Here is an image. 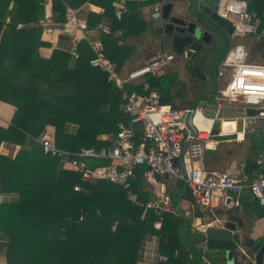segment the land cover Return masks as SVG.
Here are the masks:
<instances>
[{"label":"trees","instance_id":"trees-1","mask_svg":"<svg viewBox=\"0 0 264 264\" xmlns=\"http://www.w3.org/2000/svg\"><path fill=\"white\" fill-rule=\"evenodd\" d=\"M41 1L0 0V57L11 61L6 69H0V101L16 108L11 126L0 128V144L20 147L14 158L0 155V191L16 195L14 201L0 203V253L5 256L6 264H136L146 235L159 238V253L167 258L165 264H190L184 223L173 213L171 205L162 215L160 228L155 229L158 216L153 209L136 206L116 185L85 181L78 173L62 169L60 159L43 155L39 145L30 139L51 126L54 142L60 149L69 152L100 149L110 146L118 125L129 121L120 109L122 92L107 81L105 73L90 67L94 55L85 41L77 43V57L71 63L70 74L62 69L69 57L66 52L54 50L48 60L37 55L33 58L41 27H18L38 25L44 18ZM64 2L52 0L55 22H65L68 7L67 0ZM110 15L113 26L111 33L103 37V53L119 71L132 50L116 45L114 34L119 20ZM253 15L261 33L264 0H253ZM125 16L120 21H125ZM124 25L127 26L122 29L120 40L139 36L145 29L139 31L129 23ZM259 43L260 47L264 46L262 41ZM65 79L81 80V92L53 95V89ZM179 84L177 76L171 74L149 80L150 87L161 93L160 104L179 107L175 100L181 99L184 108L196 105L198 100H182ZM141 88V85H127L126 91L144 94ZM69 125L75 126L74 133ZM245 169L250 173L258 167L248 163ZM141 172L139 169L138 173ZM173 187L174 191L169 192L170 203L181 193L183 183L176 182ZM134 190L140 202L148 201V196L139 191V183L134 184ZM184 199L189 200V194ZM192 238L196 245L204 240V235L195 231ZM226 245L235 247V243ZM207 246L218 245L207 242ZM217 252L223 258L208 256L211 264L224 260V250ZM255 252L254 247L247 251L250 256ZM198 256L202 262L199 251Z\"/></svg>","mask_w":264,"mask_h":264},{"label":"built area","instance_id":"built-area-1","mask_svg":"<svg viewBox=\"0 0 264 264\" xmlns=\"http://www.w3.org/2000/svg\"><path fill=\"white\" fill-rule=\"evenodd\" d=\"M115 17L122 16L123 0H118ZM215 13L233 26L229 36L230 46L218 66V86L213 103L198 102L194 108L172 107L160 104V96L156 88L149 85L150 78L164 76L174 61L172 52H155L146 62L128 72L121 74L114 63L110 62L98 43H89L94 57L89 61L107 75V81L121 92L120 109L128 117V123L118 125V132L111 145L100 149L84 148L78 152H69L58 148L51 137L42 134L34 139L41 148L42 154L60 159L62 169L78 173L87 181H103L116 185L125 191L126 197L133 204L144 209H153L158 216L154 227L159 229L162 215L169 211L170 202L166 196V185L170 181L187 184L189 194V211L210 210L217 205L220 196L223 201H231V194L246 190L260 206H264V174H258L252 180H246L227 172L205 175L202 152L218 143L217 138L223 137L220 126L214 133L215 123L226 120L219 117L223 107V98L231 101L242 99L243 111L250 107L259 110L253 116L244 114L236 118L244 130L248 124L264 121V64L249 62V50L236 40L250 35H257L264 40V31L258 33L253 22L254 15L247 13V3L243 0H218ZM64 31H73L81 27L76 12L70 8L65 10ZM48 19L41 23L46 24ZM68 28V30H67ZM99 31L109 34L106 26H98ZM71 33V32H70ZM73 58L77 57V38L71 37ZM227 77L223 89L219 88V79ZM127 85H141L142 92L128 94ZM205 110L213 112V116L205 114ZM190 113L189 124L194 129L189 135L185 125L186 115ZM200 114L201 119L212 122L208 127L198 124L195 119ZM236 123V121H234ZM206 127V128H205ZM231 133V132H230ZM229 134V133H228ZM205 135L206 137H202ZM213 144V145H211ZM184 149L185 174L179 166V157ZM142 169L141 173L138 170ZM148 184L155 187L161 196L160 200L142 203L137 199L134 184ZM140 191V190H139ZM202 253L208 250L207 241L200 243ZM245 259H249L244 250ZM159 262L165 264L167 258L158 256ZM238 264H243L238 263ZM254 264V261H251Z\"/></svg>","mask_w":264,"mask_h":264},{"label":"crops","instance_id":"crops-1","mask_svg":"<svg viewBox=\"0 0 264 264\" xmlns=\"http://www.w3.org/2000/svg\"><path fill=\"white\" fill-rule=\"evenodd\" d=\"M166 1L169 0H164V3H166ZM243 1H245L247 4L251 3L252 5L251 14L253 15V0H243ZM62 2L65 3L64 0H62ZM118 3H119L118 0H97L96 3L92 2V0H86L84 2L82 0H67L66 7L76 12V17L79 20L81 27L73 31H64V25L66 22L63 23L55 22V19L53 17L52 0L41 1L39 5L44 7V18L40 20L38 25L35 23H31V24H35V27H38L39 25L41 27L40 40L36 51L34 50L33 47V53H32L33 58L35 59L37 55L42 60H48L50 59L54 50H60L66 52L68 53L69 57L64 63L62 69L65 73L70 74V66L74 59L70 53L72 49L71 37L75 36L77 38V43L83 40L88 45L89 43H98L103 48L102 46L103 37L104 35H108V34H104L101 31L97 30L98 29L97 27L106 26L110 29V33H111V26H113V21L109 17V15L111 14L110 16L115 17L116 11L118 9L117 7ZM157 6L159 5L156 0H123L122 15H126L125 16L126 18L125 21H120L121 18L118 19L119 22L116 23L118 27L116 33L114 34V37L115 40L118 41L116 44L117 46L124 45L130 47V49L132 50V54L130 55V58L126 61V63L123 65V67H121V69L119 70L121 74H124L129 70L142 65V64H138L137 60L135 59L136 44L128 43L127 41L125 42L126 39H133V40L143 39L144 43L150 46V48L143 51L142 54V60L144 61L143 64L157 51L173 53L170 47L162 45L158 37L155 36L154 28L152 26L154 22L155 11H153L152 8ZM11 8L12 6L10 5L9 9ZM171 14L176 15L173 14L172 12ZM46 18L48 19L46 24L41 23L42 21H45ZM6 21H8V19H6ZM253 22L256 26L258 25L257 21H253ZM125 23H129L130 26H132L134 29H137L139 31H141V29L144 27L145 28L144 32L139 36H131V37L127 36V37H123L122 38L123 40H120L123 32L122 29L123 28L125 29L127 26L124 25ZM24 26L25 25L23 26L20 25L18 28L22 29ZM210 32H208L210 37L211 34L216 35ZM261 41L264 43V40L259 38L257 35H250L245 38L236 40V43L244 45L249 50L250 53L249 62L261 65L264 64V46L262 45L260 47L259 42ZM229 46H230V39H229ZM165 49H170V51H166ZM223 52L219 55L221 56L220 57L221 60L226 53L225 52L224 55L222 56ZM252 54L255 55L256 58L255 61L251 60ZM138 59L141 60V57H138ZM217 59L215 60V62L218 61ZM10 64L11 61L8 59V57H0L1 70L6 69L7 66ZM171 64L175 65L178 73L185 74V72H187L183 68V61H173ZM199 65L201 66L200 68L198 67L199 72L200 75L204 76L205 78L204 80H202L201 77H196L195 75L191 76L189 72L187 73L190 75V77H192V79L198 80L201 83H209L210 81V83L212 84L214 77L212 76V72L209 69V63L208 64L205 63L204 65L202 63H199ZM217 73H218V68H217ZM168 74L177 76V80L182 81L178 77L176 72L170 70V66L166 74L160 78L162 79ZM223 79L227 80V77H224ZM217 86H218V76H217ZM82 87H83V83L79 79L77 80L65 79L58 83L56 88L53 89L52 94L55 96H67L74 93L77 94L78 92L79 93L81 92ZM202 88L195 89L197 90L198 95L201 92V90H203ZM216 89H215V93H216ZM156 90L159 96L161 97V93L158 92V89ZM215 93L211 92L209 93L208 97L203 99H198V101L197 100L195 101L213 103ZM223 108L224 107H222L219 113V117L221 116ZM236 110L240 111L239 115H236L235 118L221 117L223 119H233V120H222L220 125L222 127V131L224 132L223 137L236 136L235 143L233 144L234 147H232L229 138H224L223 140L220 137L218 139L221 140L216 139L215 141H218V143L214 145V147L206 148L202 152V158H203L204 170H205L204 173L205 175L209 176V175L227 172L230 174L237 175L239 177H241L242 175L244 179L249 181L252 180L258 174L261 173L264 174V121H260L257 124H248L246 129L244 130V128L241 125V122L236 120V118L241 117L245 114L243 111V104L239 109ZM15 111L16 108L14 106L0 101V128L6 129L9 126H11ZM200 119L201 116L197 114L195 121L198 124L199 123L200 124L204 123L208 125L211 124L209 123V121L203 119L200 120ZM234 121H236V123ZM227 124L229 125L227 126ZM68 128L70 131H72V133L75 132V126L69 125ZM42 134H47V136L51 137V139L54 142V137H53L54 129L51 126H46L38 133L36 137H30V139L34 141L35 144H37L34 139L38 138ZM101 139H109V137L101 136ZM19 150L20 147L16 145H12L6 142L0 144V155L14 158ZM248 163L255 164L258 167V170L255 169L252 170L250 173H247L245 168ZM65 170L69 172L71 171L68 168ZM82 180L85 179L82 178ZM175 183L176 181H170L166 185V196L168 197L169 202H170L169 192L174 191L173 186H175ZM139 184H140V192L148 196V201L160 200L161 196L159 194V191L155 187L149 186L148 184H144V185H142L141 183ZM76 190H80V189L76 188ZM223 196H224L223 194L222 196H220L217 205L214 209H210V210L193 209L192 212L189 211L190 207L187 203L188 200L184 199L186 205L184 211L186 215L191 219L192 224H195L196 219H199L200 220L199 222L202 224L200 226L196 225L198 227L193 225L192 233L198 231L204 235V230L207 227L209 226L218 227L219 224L218 222L214 221V218H216L218 214H220L221 212L231 210L234 213L232 219L237 223L241 232L244 233L246 237L252 239L253 241L252 248H253L255 244L259 243L260 239L264 237V206H260L259 203L255 199H253L246 190H243L236 195L231 194V201L228 200V202L223 201ZM15 199H16L15 194H8L0 191V203L11 202L14 201ZM171 204L172 203H170L169 206ZM204 239H206L205 235H204ZM202 241H197L195 247L200 252V258L203 264H211V262L208 260V256L211 257L212 259L214 257L222 259L223 258L222 254L221 255L217 254L218 253L217 250L231 249L226 247L227 246L226 244H217L218 246H213L212 248L208 247V250L205 253H202L199 247ZM159 245H160V240L157 236L146 235L141 242L136 264H161V262H159L158 260V256H163V255L159 253ZM221 247L224 248L222 249ZM252 248L244 247L239 244V241H237L235 243V247L231 250L234 251V257H235L236 255L240 254L242 250L247 252V251H251ZM255 254H253V256H250L248 254L247 257L251 261H254ZM234 260H235L234 264H238L236 257L234 258ZM223 262L225 263V258L223 261L221 260L220 262L218 261L217 263L223 264ZM262 263H264V257ZM0 264H6V258L2 253H0ZM190 264L193 263H191L190 261Z\"/></svg>","mask_w":264,"mask_h":264},{"label":"water","instance_id":"water-1","mask_svg":"<svg viewBox=\"0 0 264 264\" xmlns=\"http://www.w3.org/2000/svg\"><path fill=\"white\" fill-rule=\"evenodd\" d=\"M157 7L152 8L155 11L154 22L152 24L155 32V36L160 39L162 45H168L175 55L183 57L185 60L191 61L194 59L196 53L199 52L202 43H208L210 41V35L204 32V28L209 32L226 39L229 37L233 26L228 23L227 20L219 18L216 13L215 4L218 0H192V15L190 17H182L171 14L172 4L164 3V0H156ZM247 13H252L251 3L247 4ZM47 26V25H45ZM35 27V24L25 25L23 28ZM188 64L185 67L188 68ZM195 72L196 77H201L204 80V76L200 75L197 67L192 69ZM215 98V96H214ZM198 103V102H197ZM196 103V105H197ZM196 105L190 107L194 108ZM205 114L213 116V112L209 110L204 111ZM259 113V110L252 109L250 107L246 108L245 114L247 116H253ZM190 113L186 115L185 125L188 128L189 135L193 136L194 129L189 124ZM179 166L181 171L185 174L186 167L184 164V149L180 153ZM187 193V184H183V190L181 193L173 200L171 207L173 213L180 217L184 223V235L186 244L189 250V257L191 263L203 264L198 256V251L193 243V225H202L199 219H196L195 224H192L191 219L185 213V201L184 196ZM228 202V201H227ZM233 211L227 210L218 214L214 218L215 222H218V227H207L204 230V235L207 242L215 244H231L239 241V244L252 248V239L246 237L244 233L241 232L237 223L232 219ZM221 219V220H220ZM221 222V223H220ZM198 227V226H196ZM254 248L256 249V254L254 256V264H263L264 257V237L260 239L259 243H256ZM246 255L247 252H246ZM238 263L251 264L250 259H245L244 254L240 253L235 256ZM234 251L226 250L224 251L225 264H234Z\"/></svg>","mask_w":264,"mask_h":264},{"label":"rangeland","instance_id":"rangeland-1","mask_svg":"<svg viewBox=\"0 0 264 264\" xmlns=\"http://www.w3.org/2000/svg\"><path fill=\"white\" fill-rule=\"evenodd\" d=\"M166 3L172 4L171 12L173 14H176V15H179L182 17H185V16L190 17L192 15V11H191L192 10V7H191L192 0H169V1H166ZM126 41L128 43L136 44L135 59L137 60L138 64H143V62H144L142 60L143 51L150 48V46L147 45L146 43H144L143 39H140V40L126 39L125 42ZM223 42L224 43L221 45L220 48L218 47L217 49H214V50L210 49V50L206 51L209 55V61H208L209 62V69L210 68L212 69V67H211L212 61L214 59L216 60L218 58L217 59L218 61L215 62L214 66H213L212 76L214 77V80H213L212 84L210 83V81H209V83H201L198 80L192 79V77H190V75L187 72H185V74H182V73L180 74V73H178L175 65H173V64L170 65V70H172L173 72H176L178 77L182 80V81H179L180 84L178 86L179 91H181L182 100L191 101V100L203 99V98L208 97L209 93H211V92L215 93V89L217 87V68H218V64L220 63V60H221V58H220L221 56H219V55L224 51L222 54V56H223L224 53L227 51L228 46H229V37H226V39H224ZM165 50L170 51V49H165ZM138 57H141V60H139ZM251 60L252 61L256 60L255 55L252 54ZM226 83H227V80H225L221 77L219 79V88L223 89ZM202 87H204V88H202ZM198 88L203 89L200 92L201 94L199 93V95H201V96H199L197 90H195ZM241 101H242V99H238L237 101L233 102L228 98H225V99L223 98L222 103L224 104V106H223L224 108L222 110L220 118L221 117H228V118L234 117L235 118L236 115H239L240 111H237L236 109H239L242 106ZM175 103H176L175 105L179 106V107L185 106V103H182L181 99L175 100ZM226 120H233V119H226ZM219 127H220V121L215 123L214 131L218 132ZM224 138H229V140L231 141L232 147H234L233 144L235 143L236 136L221 137V139H223V140H224ZM221 139L217 138V140H221ZM221 248L223 249L224 247H221ZM224 251H226V250L224 249Z\"/></svg>","mask_w":264,"mask_h":264},{"label":"flooded vegetation","instance_id":"flooded-vegetation-1","mask_svg":"<svg viewBox=\"0 0 264 264\" xmlns=\"http://www.w3.org/2000/svg\"><path fill=\"white\" fill-rule=\"evenodd\" d=\"M206 31V33H208L209 31L207 29L204 28V32ZM211 33V32H210ZM159 39V38H158ZM160 40V39H159ZM224 39L220 36H217V35H213L211 34V37H210V41L208 43H202V46L200 47V50L198 53H196L194 59L192 61H188V60H185L183 57L181 56H178V55H175L174 57V61H183V68L189 72V74L192 76H194L195 72H192L193 68L194 67H201L199 65V63H202L203 65L206 63L208 64L209 62V55L208 53L206 52L207 50H210V49H217L218 47L220 48L221 45L224 43L223 42ZM160 43L162 44V42L160 41ZM167 47H169L168 45H166ZM222 52V51H221ZM188 68L185 67L186 64H188ZM215 64V59L212 61L211 63V67L212 69L210 68V71L213 72V66ZM198 68V70H199Z\"/></svg>","mask_w":264,"mask_h":264},{"label":"bare ground","instance_id":"bare-ground-1","mask_svg":"<svg viewBox=\"0 0 264 264\" xmlns=\"http://www.w3.org/2000/svg\"><path fill=\"white\" fill-rule=\"evenodd\" d=\"M199 115H200V114H199ZM200 116H201V115H200ZM200 120H202V119H200ZM209 123H212V122L209 121ZM222 123H223V122H222ZM224 123H225V122H224ZM227 123H228V122H227ZM233 123H234V122H233ZM230 124H231V123H230ZM202 125H203V124H202ZM228 125H229V124H227V126H228ZM203 126L208 127V125H205V124H204ZM209 126H210V125H209ZM225 126H226V125H225ZM206 127H205V128H206ZM230 127H231V126H230ZM214 133H218V132H214ZM202 137H206V136L203 135Z\"/></svg>","mask_w":264,"mask_h":264}]
</instances>
